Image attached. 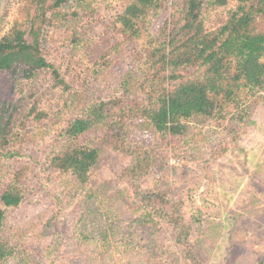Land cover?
Returning <instances> with one entry per match:
<instances>
[{
  "label": "rangeland",
  "instance_id": "rangeland-1",
  "mask_svg": "<svg viewBox=\"0 0 264 264\" xmlns=\"http://www.w3.org/2000/svg\"><path fill=\"white\" fill-rule=\"evenodd\" d=\"M26 1L0 0V37L13 23L27 22L22 9ZM236 4L231 1L228 7L206 12L207 27L222 25ZM122 8L121 0H89L87 4L71 0L62 8L49 10L53 21L45 29L48 34L43 38V51L66 81L84 87L81 77L86 75L87 60L95 61L107 51L114 37L113 20ZM169 12L164 11L157 19L152 17L149 29L157 32ZM259 27H263V22ZM136 45L126 44L124 56L99 80L89 84L88 93L102 98L112 96L131 67L132 60L127 55ZM194 70L178 72L190 74ZM144 96L140 94L141 98ZM64 98L49 70H42L34 78L0 71V106L5 101L17 106V125L35 103L40 111L48 110V117L45 115L25 130L27 140L17 145V157L0 155V194L10 182V171L29 167L22 182L23 203L6 209L3 237L14 247L15 254L0 264L146 263L148 256L137 248L113 247L108 254L102 252L97 233L106 229L109 220L116 223L113 211L123 219L116 223L115 233H159L166 248L178 251L172 241V226L159 223L144 232L133 222L138 215H133L136 201L129 194L104 203L93 195V191H102L104 183L113 189L119 182L123 168L131 163L122 154L107 153L84 187L69 185V177H62L49 167L50 153L63 149L65 140L59 134L64 121L78 114L71 109L66 115L54 117ZM249 108L243 122L230 119L233 109L228 108L225 119L192 123L190 133L184 136L162 135L152 129V133H145L139 126L133 133L135 142L143 144L142 157L152 161L150 172L136 182L143 189H158L179 201L191 233L190 243L207 264L264 261V92ZM29 117L26 122L34 114Z\"/></svg>",
  "mask_w": 264,
  "mask_h": 264
},
{
  "label": "trees",
  "instance_id": "trees-1",
  "mask_svg": "<svg viewBox=\"0 0 264 264\" xmlns=\"http://www.w3.org/2000/svg\"><path fill=\"white\" fill-rule=\"evenodd\" d=\"M70 1L27 0L22 8L27 22L13 23L0 37V71L19 72L24 78H34L42 70L51 71L55 85L65 96L54 117L66 115L71 109L78 111L70 121H64L59 134L65 140L63 149L50 153L49 167L71 178L66 179L69 185L84 187L107 153L122 154L131 163L123 168L119 182L113 189L104 183L102 191H93V195L104 203L129 194L136 201L133 215H138L131 220L144 232L159 223L172 226V241L178 251L166 248L159 233H115L116 223L123 219L113 211L116 223L109 220L106 229L94 237L102 252L132 247L148 256L144 264H207L190 243L191 233L179 201L158 189H143L136 182L150 172L152 161L142 157L143 144L135 142L133 133L139 126L145 133H152V129L173 137L188 135L192 123L225 119L228 108L233 109L230 119L245 120L250 103L264 92V0H121L123 8L117 11L111 26L113 42L97 60H87L86 75L81 77L83 88L66 81L43 51V38L48 34L45 29L53 21L49 10L62 8ZM78 1L87 4L89 0ZM231 1L237 4L228 11L226 21L215 29L207 27L205 13L228 7ZM168 10L165 22L152 32L151 18L157 19ZM130 42L137 45L127 55L132 60L131 67L120 87L108 98L88 93L89 84L124 56L123 47ZM192 68L195 70L190 74L178 72ZM140 94L145 96L141 98ZM37 106L35 103L17 125V106L3 102L0 155L17 157L20 152L16 147L27 140L28 126L48 117V110L40 111ZM31 114L34 117L26 122ZM28 173L27 165L10 171V182L0 194V262L15 254L14 247L3 237L6 209L23 203L22 182Z\"/></svg>",
  "mask_w": 264,
  "mask_h": 264
}]
</instances>
